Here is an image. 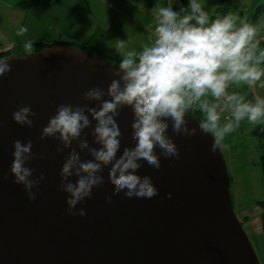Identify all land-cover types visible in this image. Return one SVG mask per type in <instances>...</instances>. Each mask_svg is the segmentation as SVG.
I'll list each match as a JSON object with an SVG mask.
<instances>
[{"label":"water","instance_id":"1","mask_svg":"<svg viewBox=\"0 0 264 264\" xmlns=\"http://www.w3.org/2000/svg\"><path fill=\"white\" fill-rule=\"evenodd\" d=\"M0 60L12 69L0 78V264H261L234 210L222 149L211 151L212 136L202 133L188 114L189 126L197 128L191 137L174 134L169 121L168 135L179 157L161 156L159 170L146 164L139 169V175L152 177L157 196L113 195L109 165L101 173L104 183L74 209H83L85 215L69 213L67 193L58 185L70 149L57 153L58 140L39 137L57 105L95 107L97 102L85 101L84 93L97 86L106 91L117 78L112 75L116 66L65 44ZM22 105L36 113L31 128L12 119ZM116 122L122 133L119 158L124 147L135 146L132 109H122ZM90 132L85 129L82 136L88 133L89 144L99 147ZM16 140L32 141L34 159L26 166L34 169L33 179L44 175L33 189L34 201L10 173ZM77 143L73 147L79 151ZM80 156L91 159L86 150Z\"/></svg>","mask_w":264,"mask_h":264},{"label":"clouds","instance_id":"2","mask_svg":"<svg viewBox=\"0 0 264 264\" xmlns=\"http://www.w3.org/2000/svg\"><path fill=\"white\" fill-rule=\"evenodd\" d=\"M150 11L153 22L148 26V41L136 50L129 48V40L117 38L113 47L121 59L112 73L117 78L106 91L97 86L84 93L83 99L97 102L96 106L59 104L42 128L39 139L58 140L57 153L70 149L62 164L58 190L67 193L72 215H85L83 209H74L91 199L93 189L104 183L101 173L109 165L113 195L123 192L129 199L157 196L152 177L138 172L142 164L159 170L161 156L179 157V149L168 135L169 121L174 134L191 137L197 128L189 126L187 113L200 112L199 129L212 136L213 153L242 121L264 125V97L248 99L246 93L236 90L257 84L264 87V47L258 38L261 27L231 11L212 17L202 0H188L187 8L182 6L178 11L172 5L156 3ZM26 32L22 27L17 35ZM24 47L31 51L33 42ZM11 70L7 60H0V78ZM126 107L133 112L131 139L135 146L124 147L117 158L122 133L116 118ZM35 115L30 105H22L12 113V119L31 128ZM85 129H91L93 144L99 147L89 144L88 133L82 136ZM73 142H78L79 151ZM32 147L31 140L14 141L10 167L14 182L23 185L30 201L36 198L33 189L44 179L43 173L33 179L34 169L26 166L34 159ZM85 150L91 159H81L80 152ZM106 199L112 202L111 197Z\"/></svg>","mask_w":264,"mask_h":264},{"label":"crops","instance_id":"3","mask_svg":"<svg viewBox=\"0 0 264 264\" xmlns=\"http://www.w3.org/2000/svg\"><path fill=\"white\" fill-rule=\"evenodd\" d=\"M70 1L74 2L75 0ZM136 1L139 0H79L82 4H76L79 11L74 6L76 14L72 18H74V22H76V18V23L80 22L79 25H82L83 28L80 27L76 34L72 31L74 38L89 41L92 47L98 48L104 54L119 60L121 57L113 47L117 38L125 41L129 40V48L139 50L148 41L150 32L148 26L152 24L153 17L146 7L143 8ZM51 2H54V4H51ZM59 2L61 0H0V52L17 46L23 48L28 41H32L33 45L44 43L50 46L70 43L72 40L69 39L71 37L70 32L66 34L63 30H54L57 31L56 39L50 41L53 28L49 22V12L51 7L61 11L65 2L57 5ZM67 3L71 5L70 2ZM69 16H72V14H69ZM86 25L90 28H85ZM44 26L47 32L41 37L35 38L33 34L37 31V27L46 31ZM22 27L27 28V32L24 36H18L17 32ZM83 31L88 34V38H86V34H83ZM249 89L254 97L257 95L264 97V87H260L259 84ZM231 197L232 202H235L234 197ZM240 199L241 196L238 205L236 206L234 203L233 206L239 218L248 219L246 224L243 222L245 230H253L254 228V232L262 234L261 210L256 204L258 200L254 203V214H252L248 213L246 203H243Z\"/></svg>","mask_w":264,"mask_h":264},{"label":"rangeland","instance_id":"4","mask_svg":"<svg viewBox=\"0 0 264 264\" xmlns=\"http://www.w3.org/2000/svg\"><path fill=\"white\" fill-rule=\"evenodd\" d=\"M65 2V3H64ZM67 2H70L71 5H69ZM138 4L142 5V7H146L147 11L151 14V9L156 3L162 4V5H172L174 10H177L180 7L187 8L188 0H139L136 1ZM202 2L205 4V10L210 13L212 17H214L217 8L219 7L215 0H202ZM264 3V0H244L242 2V7L240 9H235L234 6L235 3L230 5V3L227 5V8L229 11L237 14L242 19H246L247 21L251 18V10L256 7V5L260 3ZM63 4V9L61 11H58L57 9L50 8L49 12V22L51 23V26L53 28V32L51 33V39L50 41H54L56 39V32L54 30L59 31H65L70 32L71 37L69 39H72L69 44L75 47L82 48L84 50H89L90 53L103 57L106 60L110 61L114 65H119L120 60L118 58H113L112 56H109L107 54H104L102 50L98 48H94L89 44V41H85L83 39L74 38V34H72V31L76 34L82 25H79L80 22H77V19L74 18L76 14V10L74 6L76 4L80 5L82 4L79 2V0L70 1V0H61L57 5ZM51 4H54V2H51ZM77 8V6H76ZM178 8V9H177ZM243 9V10H242ZM78 10V8H77ZM255 10V9H254ZM79 11V10H78ZM253 11V10H252ZM241 13L243 15H241ZM69 14H72V16H69ZM75 23V24H73ZM260 27L261 32L259 34V39L261 41L264 40V14L262 18L260 19ZM40 27H37V31L33 34L35 38L41 37L46 31H43V29H39ZM72 28V29H71ZM85 28H90L86 25ZM64 33V32H62ZM64 33V36L66 34ZM82 34V33H81ZM83 34H86V38H88V34L83 31ZM67 37V36H66ZM48 39V38H47ZM68 41V40H65ZM65 45H68L66 43H63ZM21 47V46H20ZM52 47V46H50ZM45 49V48H44ZM43 50V49H42ZM36 51V47H33L31 51H27L25 47H21L20 49H17L16 52H18V56H24L29 53H34ZM88 51V52H89ZM16 55V54H11ZM119 61V62H118ZM228 114L224 116H227ZM223 122V121H222ZM256 126H253L249 124L247 121H242L241 125L238 129H236L233 133L229 134L225 140L220 145L222 149V153L224 155L227 168H228V174L229 179L231 183V193L234 197V203L237 206L239 202V197L241 196V201L243 203H246V207L248 208V213L254 214V203L258 200H264V181L262 178V173L259 168L258 162H259V153L257 150V143L255 138L252 136L251 132ZM239 194V195H238ZM237 195V196H236ZM238 199V200H237ZM252 211V212H251ZM236 212V211H235ZM238 216V215H237ZM239 221L241 222V225L243 226L244 230V224L248 222L247 218H239ZM244 222V224H243ZM254 226V225H253ZM257 229V228H256ZM252 230V229H251ZM250 229H246L245 232L248 233V237L251 240V243L254 247V250L260 260V263L263 264L264 260V239L263 234H257V232H254V228L251 231Z\"/></svg>","mask_w":264,"mask_h":264},{"label":"trees","instance_id":"5","mask_svg":"<svg viewBox=\"0 0 264 264\" xmlns=\"http://www.w3.org/2000/svg\"><path fill=\"white\" fill-rule=\"evenodd\" d=\"M217 5L219 6L216 10V13L214 15V17L216 15H224L226 13L229 12V9L227 8V5L230 3V5L232 4H236L234 6V8L240 9L242 7V2L244 0H215ZM258 1V0H257ZM260 3V2H259ZM229 6V5H228ZM255 9V10H254ZM254 9L251 10L250 14H251V18L248 20L249 23H253V24H257L260 26V19L262 18L263 14H264V3H260L258 5H256V7H254ZM243 10V9H242ZM241 15H243L241 13ZM70 46H72L69 43H66ZM261 46L264 47V40L261 41ZM33 47H36V51L38 52L46 47H50V45H46L44 43H36L33 45ZM20 46H17L15 48H12L10 50L7 51H1L0 52V59L5 58L11 54H16L19 55L17 51V49H20ZM89 51V50H87ZM90 52V51H89ZM104 57V56H103ZM119 62V61H118ZM118 66V65H115ZM237 91L243 92L247 94V98L248 99H253L254 96L251 93L250 89L248 87H241L239 89H236ZM231 91V89H230ZM188 115H190L192 118H194L196 121H198L200 123V121L202 120V114L198 111H191L189 113H187ZM252 136L255 138L256 143H257V150L259 153V168L261 170L262 173V178L264 181V125H260V126H256L252 132H251ZM230 193H231V187H230ZM232 196V193H231ZM232 204L234 205V202H232ZM257 206L260 208L261 213H260V220H261V226H262V234H263V239H264V200H260L256 202ZM263 264H264V260H263Z\"/></svg>","mask_w":264,"mask_h":264},{"label":"built area","instance_id":"6","mask_svg":"<svg viewBox=\"0 0 264 264\" xmlns=\"http://www.w3.org/2000/svg\"><path fill=\"white\" fill-rule=\"evenodd\" d=\"M228 114L227 112H225V115Z\"/></svg>","mask_w":264,"mask_h":264}]
</instances>
